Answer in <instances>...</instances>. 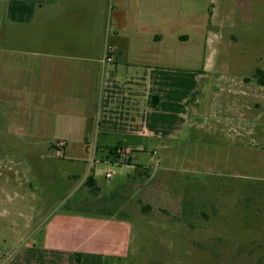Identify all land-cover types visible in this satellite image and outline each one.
Instances as JSON below:
<instances>
[{
	"label": "crops",
	"instance_id": "obj_1",
	"mask_svg": "<svg viewBox=\"0 0 264 264\" xmlns=\"http://www.w3.org/2000/svg\"><path fill=\"white\" fill-rule=\"evenodd\" d=\"M212 1L0 0L8 132L24 147L66 140L65 154L70 147L85 164L82 181L93 175L100 188L97 200L104 193L91 151L107 164L109 149L121 147L134 170L133 151L153 140L169 149L199 129L201 103L217 91L247 95L246 78L206 75L216 64V51L207 53ZM75 169L64 172L68 183L79 180ZM62 207L0 264H116L128 256L130 221Z\"/></svg>",
	"mask_w": 264,
	"mask_h": 264
},
{
	"label": "rangeland",
	"instance_id": "obj_2",
	"mask_svg": "<svg viewBox=\"0 0 264 264\" xmlns=\"http://www.w3.org/2000/svg\"><path fill=\"white\" fill-rule=\"evenodd\" d=\"M212 10L207 53L216 51V64L206 75L246 78L247 95L216 89L201 103L199 129L169 149L153 140L133 151L143 176L113 156V166L96 162L97 200L79 153L60 151L66 140L24 147L0 107V262L63 205L130 221L129 254L116 264H264V86L255 78L264 69V0H213ZM71 169L72 184L63 176Z\"/></svg>",
	"mask_w": 264,
	"mask_h": 264
},
{
	"label": "trees",
	"instance_id": "obj_3",
	"mask_svg": "<svg viewBox=\"0 0 264 264\" xmlns=\"http://www.w3.org/2000/svg\"><path fill=\"white\" fill-rule=\"evenodd\" d=\"M255 78L257 79L258 83L262 86H264V69H257L255 73ZM121 147L111 148L109 149L107 160H109V157L113 156L114 159L116 158L117 150ZM128 164H131V160L129 159L127 161ZM145 168L144 166L136 165L135 173H137L139 176H143V174H146L148 171H139V169ZM147 169V168H146ZM85 186L89 189L90 194L93 196H98L100 193V188L97 186L93 175H90L87 177L85 181Z\"/></svg>",
	"mask_w": 264,
	"mask_h": 264
},
{
	"label": "built area",
	"instance_id": "obj_4",
	"mask_svg": "<svg viewBox=\"0 0 264 264\" xmlns=\"http://www.w3.org/2000/svg\"><path fill=\"white\" fill-rule=\"evenodd\" d=\"M109 50H111L110 48H108V51ZM109 54V53H108ZM107 54V55H108ZM106 55V60H108V61H111V58L109 57V56H107ZM65 147V143L64 142H60L59 143V149H60V151H61V149H63ZM58 153H59V151H58ZM116 160H117V163L118 164H120V165H122V164H125L127 161H128V159H127V153H126V151L124 150V149H122V148H119L118 150H117V153H116V158H115ZM102 162V161H100L99 159H98V155H97V153H96V150H94L93 151V153L90 155V157L88 158V162L91 164V165H95L96 164V162ZM107 162V164L109 165V166H113V164H114V162H109V160H107L106 161ZM113 170L112 169H109L107 172H106V174H105V178L106 179H111L112 177H113Z\"/></svg>",
	"mask_w": 264,
	"mask_h": 264
}]
</instances>
